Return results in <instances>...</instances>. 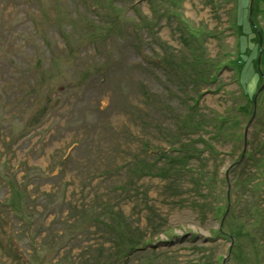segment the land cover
Masks as SVG:
<instances>
[{"label": "rangeland", "instance_id": "obj_1", "mask_svg": "<svg viewBox=\"0 0 264 264\" xmlns=\"http://www.w3.org/2000/svg\"><path fill=\"white\" fill-rule=\"evenodd\" d=\"M0 264H264V0H0Z\"/></svg>", "mask_w": 264, "mask_h": 264}]
</instances>
